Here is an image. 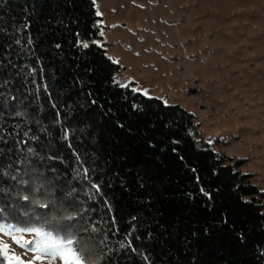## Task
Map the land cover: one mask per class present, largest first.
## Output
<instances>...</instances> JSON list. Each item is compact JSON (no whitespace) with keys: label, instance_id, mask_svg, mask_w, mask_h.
Masks as SVG:
<instances>
[{"label":"trees","instance_id":"obj_1","mask_svg":"<svg viewBox=\"0 0 264 264\" xmlns=\"http://www.w3.org/2000/svg\"><path fill=\"white\" fill-rule=\"evenodd\" d=\"M101 18L95 0H0V219L52 211L22 199L40 182L100 264H264L243 159L200 145L180 104L118 86Z\"/></svg>","mask_w":264,"mask_h":264},{"label":"rangeland","instance_id":"obj_2","mask_svg":"<svg viewBox=\"0 0 264 264\" xmlns=\"http://www.w3.org/2000/svg\"><path fill=\"white\" fill-rule=\"evenodd\" d=\"M95 3L97 42L122 66L117 82L193 113L199 144L243 159L241 171L264 191V0Z\"/></svg>","mask_w":264,"mask_h":264},{"label":"snow or ice","instance_id":"obj_3","mask_svg":"<svg viewBox=\"0 0 264 264\" xmlns=\"http://www.w3.org/2000/svg\"><path fill=\"white\" fill-rule=\"evenodd\" d=\"M97 15L101 13L97 11ZM100 35L103 36L104 33L101 31ZM82 46L86 48L88 44L84 42ZM118 86L125 87L126 85L118 84ZM84 176L87 178V169L84 170ZM21 183L27 184L28 182L21 181ZM43 188V183L36 182L32 194L23 195L22 199L34 206L52 211L37 214L34 220L29 218L23 224L0 219V234L9 237L13 245L32 255L24 259L12 245L0 239V264H38V262L43 264L44 261H47V264H56L57 261L61 264H100V256L96 253L92 236L81 235L75 225L64 223V221L70 222L75 219L77 213L57 206L55 200L48 199L52 193H42ZM56 210L62 211L63 214L57 215ZM28 215L26 212L25 216ZM84 231L95 233L97 229H85ZM25 234L33 238L26 239ZM121 247L124 245L122 244Z\"/></svg>","mask_w":264,"mask_h":264}]
</instances>
